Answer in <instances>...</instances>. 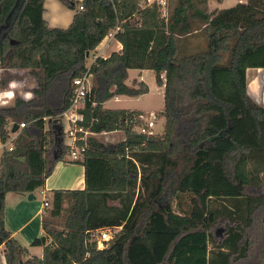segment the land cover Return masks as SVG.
I'll return each instance as SVG.
<instances>
[{
  "label": "trees",
  "instance_id": "trees-1",
  "mask_svg": "<svg viewBox=\"0 0 264 264\" xmlns=\"http://www.w3.org/2000/svg\"><path fill=\"white\" fill-rule=\"evenodd\" d=\"M58 1L74 12L65 28L45 22L44 0H0V68H28L36 81L32 98L0 106L2 144L24 124L0 154L5 263L264 264V105L245 79L246 68H264V0L218 11L177 0L165 16L145 0ZM116 25L121 49L87 67L86 52ZM200 26L205 48L180 54L179 37ZM87 69L93 84L74 143L85 187L51 191L31 242L42 254L29 255L5 226V195L42 188L58 161L70 162L60 117ZM128 69H150L164 86L161 133L137 132L143 111L102 105L148 91L125 83ZM115 130L125 137L113 148L83 137ZM115 228L98 247L93 232Z\"/></svg>",
  "mask_w": 264,
  "mask_h": 264
},
{
  "label": "crops",
  "instance_id": "crops-1",
  "mask_svg": "<svg viewBox=\"0 0 264 264\" xmlns=\"http://www.w3.org/2000/svg\"><path fill=\"white\" fill-rule=\"evenodd\" d=\"M172 0H170L171 2ZM177 0H173L172 7L176 4ZM223 1V0H222ZM168 6V0H166ZM238 2L245 3L246 0H236L233 4H237ZM232 5V6H233ZM209 6V5H207ZM206 6V7H207ZM218 8H216L217 10ZM211 11L210 7L209 10ZM73 10L65 7L58 0H44L43 2V19L45 22L51 27H67L72 18H73ZM198 38H201L200 40ZM179 45V53L182 55L189 54L199 49H203L206 46V38L202 31V26L198 29L193 30L183 36H180L178 39ZM121 44L116 40V38L107 39L106 37L96 46V48L92 51L93 60L96 56H100L106 58L113 51H119L121 49ZM89 55V53H88ZM87 55V56H88ZM129 70V69H128ZM137 73V76L133 77L132 85H128L129 87H135V83L143 82L148 85L145 80L142 78L143 70L148 69H134ZM128 72V71H127ZM7 80L4 82L5 78ZM163 77V74L161 75ZM245 79L247 86V93L252 97L257 103L264 105V68H255L249 67L245 70ZM15 82L17 87L15 89L10 88V85ZM134 84V85H133ZM36 88V81L34 75L30 72L28 68L21 67H4L0 68V93L5 91H12L14 93L13 99L9 100L7 97H3V100L7 101L6 103H0V106L11 105L15 96H20L25 99L26 93H32V90ZM157 90L162 95L164 92V86L158 85L156 86ZM143 94L137 96H127V95H115L102 103V105L106 108H124V109H136L141 110L144 113H154L155 115V125L156 121L162 122V127L165 122L164 115L162 113L164 102H159L158 106L154 109H138V108H129V107H117L112 106L117 103H123L125 97H139ZM33 96V94H32ZM31 96V98H32ZM28 100V99H25ZM121 100V101H120ZM129 100V99H128ZM116 103V104H115ZM60 117V123L62 126L63 133L64 129H67V115ZM151 119V118H150ZM154 125V127H155ZM163 129V128H162ZM119 132L118 138H109L105 137L110 135V133ZM158 131L157 133H161ZM88 135H92L98 141V144L101 148L115 147L118 142L124 139V133L121 130H115L111 132H101L90 134L86 132L84 134V138ZM103 136V139H102ZM64 143L68 146L71 143V138L65 133ZM3 148V144L0 141V154ZM67 161H58L51 174L46 178L45 184L42 188L36 189L32 192L33 197L28 198V193L26 194H18L9 192L5 195V208L3 213L4 223L6 228L12 233V235L17 238V240L28 249L29 255L41 256L42 247L40 246H32L31 242L38 236L42 235V225H41V217L44 213V208L42 207L43 198L39 199L36 196L40 194L41 191H44L47 197L51 196V191L54 189H83L85 187V179H84V166L81 163L82 155L78 153L77 161H73L70 156L66 157ZM41 195V194H40ZM120 228V227H119ZM117 228L116 230H118ZM4 246H0V264H6L4 255H3Z\"/></svg>",
  "mask_w": 264,
  "mask_h": 264
},
{
  "label": "built area",
  "instance_id": "built-area-1",
  "mask_svg": "<svg viewBox=\"0 0 264 264\" xmlns=\"http://www.w3.org/2000/svg\"><path fill=\"white\" fill-rule=\"evenodd\" d=\"M144 4L145 5L155 4L158 7L159 11L161 12V15L165 16L167 14L166 0H145ZM79 8H82V6H79ZM119 30H120L119 26L116 25L114 28L109 30V32L107 33L105 37L107 39L115 38V33L118 32ZM90 78H91V75L87 69L81 75L76 76L72 79L71 84L73 86V91H72V97H71V104L69 108L62 114L63 116H65L66 113L69 112V114L67 115L68 127L67 129H64V132L67 133L68 136L72 140L71 143L68 145L70 147L69 156L72 160L77 159L78 153H80V151L83 150V148H79L74 144L76 140V132H83V128L77 125V122L82 120V114L79 113L77 110L83 106L85 97L91 88ZM139 118L142 120V124L136 128L138 133H142L147 136L155 135L157 133L154 130V125H155L154 113L150 112L148 113V115L140 114ZM23 126L24 124L20 123L18 126V129ZM16 135H17V132H13L9 140L5 144H3V147H7L9 150H11L12 141L16 137ZM40 194L43 197L42 207L44 208V207L49 206L48 201H47V195L45 194V192L41 191ZM110 232H111L110 229H99L93 232V235L95 233H101V239L94 238L97 241L98 247L102 248L105 245V242H107L108 240L112 238Z\"/></svg>",
  "mask_w": 264,
  "mask_h": 264
},
{
  "label": "rangeland",
  "instance_id": "rangeland-1",
  "mask_svg": "<svg viewBox=\"0 0 264 264\" xmlns=\"http://www.w3.org/2000/svg\"><path fill=\"white\" fill-rule=\"evenodd\" d=\"M235 2H236V0H223V1L222 0H204V5H206V6L209 5V6H207V10H209V7H210L211 11H218V10H221V9H224V8L231 7ZM172 4H173V0L171 2H170V0H168L167 8L171 9L170 7H172ZM216 8H218V9L216 10ZM198 39L200 40L201 38H198ZM93 54H94V52L91 51L89 53V55L86 56V66L87 67H89L91 65L92 61H93ZM135 76H137V73L135 72V70L134 69H129L128 70V76L125 79V83L127 85L131 86L132 85V79ZM142 78L145 80V82L147 83V85L149 87L148 91L146 93H144L143 95H141L139 97H125V99H127V100H125L123 103H117V104L115 103L116 105H112V106L129 107V108L131 107V108H138V109H143V110L154 109L155 107H157L159 102H162V100H163V94L160 95L159 94L160 92L156 88L157 83H156V80H155L154 72L152 70H150V69L143 70ZM6 80H7V77L5 78L4 82ZM90 82H91L90 84L92 85L93 84L92 77L90 78ZM135 84H136V87H140V88L142 87L143 88V86L142 85L140 86L139 83H135ZM128 110H130V109H128ZM134 110L135 111H141V110H136V109H134ZM145 114L148 115V112H146ZM162 128H163L162 127V122L157 120L156 121V125L154 127V130L156 132H158V131H161ZM119 135H120L119 132H114V133H110V135L105 136V137L106 138L109 137V138L115 139V138H118ZM64 139L66 140L67 137H65ZM102 139H103V136H102ZM67 156H69V154ZM180 169H181V165L176 169L175 173L179 172ZM174 178L175 177H173L170 180H168V184L170 185V187L172 186ZM36 196L39 199L43 198L42 195L37 194V192H36ZM171 201H172V199H171ZM173 206H174V209L177 210L176 200L173 201ZM116 229L117 228L110 230L111 231L110 232L111 236H113L114 232L117 231ZM219 230H221V229L220 228L217 229L218 232H219ZM92 237L93 238H97V239H101V233H95L94 235H92Z\"/></svg>",
  "mask_w": 264,
  "mask_h": 264
},
{
  "label": "clouds",
  "instance_id": "clouds-1",
  "mask_svg": "<svg viewBox=\"0 0 264 264\" xmlns=\"http://www.w3.org/2000/svg\"><path fill=\"white\" fill-rule=\"evenodd\" d=\"M17 87V84L13 82L10 85V88L15 89ZM32 96V93H26L25 99H30ZM3 97H7L9 100L13 99L14 93L12 91H5L3 93H0V103H6L7 101L3 100Z\"/></svg>",
  "mask_w": 264,
  "mask_h": 264
},
{
  "label": "water",
  "instance_id": "water-1",
  "mask_svg": "<svg viewBox=\"0 0 264 264\" xmlns=\"http://www.w3.org/2000/svg\"><path fill=\"white\" fill-rule=\"evenodd\" d=\"M88 53H89V52H86V56L88 55ZM17 129H18V125L13 124V126L11 127V131H12V132H15ZM27 197H28V198H32V197H33L32 192H31V193H28V196H27Z\"/></svg>",
  "mask_w": 264,
  "mask_h": 264
}]
</instances>
